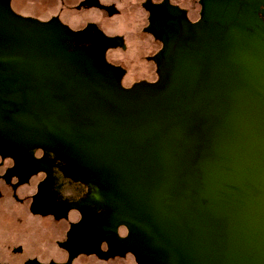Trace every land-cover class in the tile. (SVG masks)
Segmentation results:
<instances>
[{"label": "water", "instance_id": "1", "mask_svg": "<svg viewBox=\"0 0 264 264\" xmlns=\"http://www.w3.org/2000/svg\"><path fill=\"white\" fill-rule=\"evenodd\" d=\"M181 22L155 80L85 94L94 130H61L65 150L126 201L99 238L138 263L264 264V0Z\"/></svg>", "mask_w": 264, "mask_h": 264}, {"label": "flooded vegetation", "instance_id": "2", "mask_svg": "<svg viewBox=\"0 0 264 264\" xmlns=\"http://www.w3.org/2000/svg\"><path fill=\"white\" fill-rule=\"evenodd\" d=\"M205 2L138 0L141 30L157 45L143 54L147 67H137L127 78V69L107 56L120 40L95 22L74 27L57 12L42 18L0 0V211L5 212L0 213V264H143L131 251L116 250L88 232L96 217L107 220L128 205L111 183L76 165L61 130H94L89 128L94 120L84 114L88 91L110 93L115 80L124 87L155 80L156 65L172 46L181 18L196 20ZM74 5L102 14L117 10L111 0ZM45 121H53L59 133L50 132ZM99 137V132L84 136ZM21 206L26 214H20ZM35 218L48 219L39 234ZM58 222L60 229L47 228ZM115 230L119 236L126 233L121 223Z\"/></svg>", "mask_w": 264, "mask_h": 264}, {"label": "rangeland", "instance_id": "3", "mask_svg": "<svg viewBox=\"0 0 264 264\" xmlns=\"http://www.w3.org/2000/svg\"><path fill=\"white\" fill-rule=\"evenodd\" d=\"M11 5L20 12L31 13L38 17H46L52 13H58L66 19L71 26H79L86 21L95 22L106 34L116 37L120 44L109 47L107 56L110 60L119 63L127 70L126 76L134 75L137 67H147L143 60V54L151 51L156 45L151 36L141 30L143 23V10L138 0H111L115 3L117 10L111 14H102L92 7L77 8V0H10ZM109 2L110 0H102ZM24 188L28 189V186ZM0 213H5L0 211ZM20 214H26L22 206ZM33 218H29L30 222ZM36 234H39V225L43 228L48 223L47 218H35ZM57 224H49L48 229H60ZM102 263V262H100Z\"/></svg>", "mask_w": 264, "mask_h": 264}, {"label": "bare ground", "instance_id": "4", "mask_svg": "<svg viewBox=\"0 0 264 264\" xmlns=\"http://www.w3.org/2000/svg\"><path fill=\"white\" fill-rule=\"evenodd\" d=\"M108 217V216H107ZM118 216H113L112 218H111V216L109 217L110 218V220H108V221H111L112 219H114V218H117ZM86 220V219H85ZM106 218H102V217H96V220H95V222H94V227L93 228H89L88 229V232L91 234V235H94V236H96V235H98V236H101V231H100V229L102 228L103 229V227H105L108 223V221L106 220ZM87 221V220H86ZM89 225V222H88V224L86 225V226H88ZM90 235V236H91ZM109 239H111V241H113V239L112 238H110L109 237Z\"/></svg>", "mask_w": 264, "mask_h": 264}]
</instances>
